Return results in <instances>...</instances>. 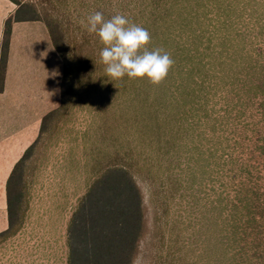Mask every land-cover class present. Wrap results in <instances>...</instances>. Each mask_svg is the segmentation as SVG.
I'll use <instances>...</instances> for the list:
<instances>
[{
  "label": "trees",
  "instance_id": "trees-1",
  "mask_svg": "<svg viewBox=\"0 0 264 264\" xmlns=\"http://www.w3.org/2000/svg\"><path fill=\"white\" fill-rule=\"evenodd\" d=\"M10 1L18 9L5 22L0 92L15 21L47 25L63 78L61 104L8 179L0 248L25 233L44 149L70 131L71 150H88L78 161L86 187L75 195L64 252L48 261L136 264L149 240L152 264H264V0ZM96 11L148 29V49L174 60L167 77H108L104 44L86 26ZM105 93L113 101L103 107ZM84 110L92 116L85 131L76 128ZM143 182L164 203L156 234ZM173 209L166 236L162 217Z\"/></svg>",
  "mask_w": 264,
  "mask_h": 264
},
{
  "label": "rangeland",
  "instance_id": "rangeland-1",
  "mask_svg": "<svg viewBox=\"0 0 264 264\" xmlns=\"http://www.w3.org/2000/svg\"><path fill=\"white\" fill-rule=\"evenodd\" d=\"M6 8L0 5V27L3 26L2 18ZM43 24L46 25L44 22ZM18 29L16 30L17 37L21 38L26 47L22 57L23 73L26 74V77H23L25 83L22 87L28 93L23 100L21 94H16L18 92L14 87V92L6 97L7 100L3 105H0V172L8 168L12 162H16L20 154L24 152L23 149L37 139L40 116L49 113L61 104L62 59L58 58L60 59L59 81L57 61L54 65V77L50 79L49 86L44 87L46 80L39 75L40 72H37L41 70L39 66L44 65L46 60V52L41 48H36V45L41 42L39 34L31 28ZM111 100L113 101L111 96L105 93L99 99L98 104L102 103L104 107V102L107 104ZM56 101L57 104H55ZM77 117L76 128L85 131L91 127L92 116L87 111L79 112ZM75 145L70 131H67L58 141L48 143L45 147L42 164L40 163L35 184L31 189L32 209L27 229L23 235L0 248V264H56L53 256L48 261L46 255H53V253L57 255L63 250L60 245L65 242L72 207L77 203L75 195L77 193L82 195L86 187L85 175L82 176V171H80L85 164L78 161H82L87 156L88 150L81 144L74 152L71 149ZM142 185L146 194L147 211L153 222L150 227L152 233L156 234L160 226L157 221L154 223V217H161L164 203L154 200L153 191L147 188V182H143ZM1 200L6 205V192L3 196L0 195V207ZM176 203V201L173 202L174 207L182 209L183 204L177 205ZM175 214L173 209L167 218L162 217L168 224L166 230L165 224L161 226V229L167 232L166 236L170 235ZM182 234L187 235V232L184 230ZM153 247L149 240L145 241L136 264H152L150 251Z\"/></svg>",
  "mask_w": 264,
  "mask_h": 264
},
{
  "label": "clouds",
  "instance_id": "clouds-1",
  "mask_svg": "<svg viewBox=\"0 0 264 264\" xmlns=\"http://www.w3.org/2000/svg\"><path fill=\"white\" fill-rule=\"evenodd\" d=\"M86 26L88 32L95 33L104 44L99 55L112 80L127 76L159 84L174 64L163 49L149 50L151 34L148 29L130 22L125 15L116 14L105 19L102 12L96 11L88 16Z\"/></svg>",
  "mask_w": 264,
  "mask_h": 264
},
{
  "label": "crops",
  "instance_id": "crops-1",
  "mask_svg": "<svg viewBox=\"0 0 264 264\" xmlns=\"http://www.w3.org/2000/svg\"><path fill=\"white\" fill-rule=\"evenodd\" d=\"M0 5L7 7L5 10V14H3L2 24L3 26L0 27V55H1V47H2V40L3 34L5 30V22L7 18L10 16H14L18 9V6L11 2L10 0H0ZM17 28H31L35 30L39 34V38L41 39L40 44L36 45V48H41L46 52V60L44 65L39 66L41 68L39 75L46 80L44 87L49 86V81L54 77V65L55 62L58 61V81L60 79L59 70H60V62L58 58H61L58 54L56 48L54 47L50 32L46 25L40 21H15L12 27V38H11V46H10V56H9V63H8V70H7V77L5 81V88L3 92H0V105H3L4 102L7 100V96L11 95L14 92V87L16 88V94H21L22 99L26 97L28 91L23 90V85L25 81H23V77H26V74L23 73V54L25 53V46L20 37H17ZM38 38V37H36ZM59 57H58V56ZM59 83V82H58ZM28 82L26 83V85ZM60 85V84H59ZM61 87V86H60ZM28 99V96H27ZM26 99V100H27ZM58 102L56 101L55 104ZM58 107V106H57ZM56 108V107H55ZM53 108V109H55ZM52 109V110H53ZM48 113V112H47ZM46 113V114H47ZM46 114H42L40 116V121L42 122L43 117ZM44 115V116H43ZM40 122V126H41ZM39 123V122H38ZM39 126V132H40ZM31 141V140H30ZM33 143V142H32ZM28 144L23 151L25 152L27 148L32 144ZM24 152H22L16 162H12L8 168L2 169L0 172V195L3 196V193L6 192V205L4 204L3 200H1V207H0V233L5 231L9 226V218H8V202H7V182L11 175V172L15 166V164L20 160L23 156ZM8 218V219H7Z\"/></svg>",
  "mask_w": 264,
  "mask_h": 264
}]
</instances>
